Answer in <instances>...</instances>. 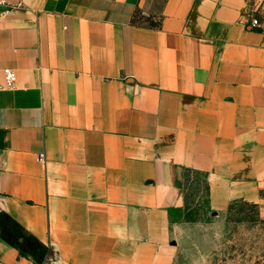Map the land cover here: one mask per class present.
<instances>
[{"label":"crops","instance_id":"crops-1","mask_svg":"<svg viewBox=\"0 0 264 264\" xmlns=\"http://www.w3.org/2000/svg\"><path fill=\"white\" fill-rule=\"evenodd\" d=\"M185 172L264 220V0H0V213L44 264H175Z\"/></svg>","mask_w":264,"mask_h":264},{"label":"rangeland","instance_id":"rangeland-1","mask_svg":"<svg viewBox=\"0 0 264 264\" xmlns=\"http://www.w3.org/2000/svg\"><path fill=\"white\" fill-rule=\"evenodd\" d=\"M179 183L186 199L180 218L189 228L175 264H264V220L254 204L234 200L215 214L202 174L185 172Z\"/></svg>","mask_w":264,"mask_h":264},{"label":"trees","instance_id":"trees-1","mask_svg":"<svg viewBox=\"0 0 264 264\" xmlns=\"http://www.w3.org/2000/svg\"><path fill=\"white\" fill-rule=\"evenodd\" d=\"M0 238L36 264H44L49 253L47 245L6 213H0Z\"/></svg>","mask_w":264,"mask_h":264},{"label":"built area","instance_id":"built-area-1","mask_svg":"<svg viewBox=\"0 0 264 264\" xmlns=\"http://www.w3.org/2000/svg\"><path fill=\"white\" fill-rule=\"evenodd\" d=\"M260 25L261 24L259 23V20L256 19V18L253 19L252 23L250 24V26L253 27V28H257ZM3 73H4V79H5V83H4V87L3 88H6V89L14 88V85H15L16 80H17L16 72L13 71L10 68H5ZM38 160L41 161V162H44L45 161V155L44 154H40L39 157H38Z\"/></svg>","mask_w":264,"mask_h":264}]
</instances>
